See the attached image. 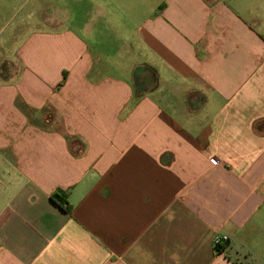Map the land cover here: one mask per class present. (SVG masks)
I'll list each match as a JSON object with an SVG mask.
<instances>
[{
    "label": "crops",
    "instance_id": "0c3cea01",
    "mask_svg": "<svg viewBox=\"0 0 264 264\" xmlns=\"http://www.w3.org/2000/svg\"><path fill=\"white\" fill-rule=\"evenodd\" d=\"M17 18L0 264H264V0H0Z\"/></svg>",
    "mask_w": 264,
    "mask_h": 264
},
{
    "label": "rangeland",
    "instance_id": "374dc122",
    "mask_svg": "<svg viewBox=\"0 0 264 264\" xmlns=\"http://www.w3.org/2000/svg\"><path fill=\"white\" fill-rule=\"evenodd\" d=\"M6 21H8V20H7V19H6V20H5V19H4V20H0V26L2 27L3 22H6ZM19 21H21V20L17 18V19H12L10 22H8V23H9V24H8L9 26H7V27L5 28V31L3 30V32L0 33V34H1V35H0V41H1L3 38H5L6 36H8L10 30H14L15 25L18 24ZM22 21L24 22L25 20H22ZM40 21H41V23H42V21H44V20H27V29L30 31V29L36 27V26L39 24ZM23 22H22V23H23ZM16 37H17V38H20V37H22V36H18V35H16V36H12V44L14 43Z\"/></svg>",
    "mask_w": 264,
    "mask_h": 264
},
{
    "label": "trees",
    "instance_id": "16d2710c",
    "mask_svg": "<svg viewBox=\"0 0 264 264\" xmlns=\"http://www.w3.org/2000/svg\"><path fill=\"white\" fill-rule=\"evenodd\" d=\"M52 200L55 204H57L64 211H67V212L71 211V206L66 203V200L64 199L62 194H60V193L53 194ZM64 204H66V205H64Z\"/></svg>",
    "mask_w": 264,
    "mask_h": 264
},
{
    "label": "built area",
    "instance_id": "2783aa9c",
    "mask_svg": "<svg viewBox=\"0 0 264 264\" xmlns=\"http://www.w3.org/2000/svg\"><path fill=\"white\" fill-rule=\"evenodd\" d=\"M228 240H229V237L227 235L217 234V235H215V237L213 239V244H214L215 248H219Z\"/></svg>",
    "mask_w": 264,
    "mask_h": 264
}]
</instances>
